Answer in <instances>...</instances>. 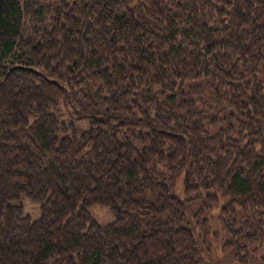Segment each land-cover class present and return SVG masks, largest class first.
I'll use <instances>...</instances> for the list:
<instances>
[{"label":"trees","instance_id":"16d2710c","mask_svg":"<svg viewBox=\"0 0 264 264\" xmlns=\"http://www.w3.org/2000/svg\"><path fill=\"white\" fill-rule=\"evenodd\" d=\"M0 264H264V0H0Z\"/></svg>","mask_w":264,"mask_h":264},{"label":"rangeland","instance_id":"374dc122","mask_svg":"<svg viewBox=\"0 0 264 264\" xmlns=\"http://www.w3.org/2000/svg\"><path fill=\"white\" fill-rule=\"evenodd\" d=\"M66 120L69 122L72 119L69 117H66ZM78 126H84V123L77 122ZM24 210L25 212L29 213L32 218H38L40 216V208H39V202L31 199L28 196H25L22 199ZM90 213L92 216L100 223V224H108L114 221L115 216L112 213L111 209L106 205H92L89 208ZM215 227V226H214ZM215 230V229H214Z\"/></svg>","mask_w":264,"mask_h":264}]
</instances>
